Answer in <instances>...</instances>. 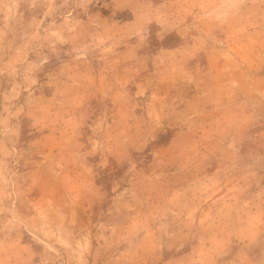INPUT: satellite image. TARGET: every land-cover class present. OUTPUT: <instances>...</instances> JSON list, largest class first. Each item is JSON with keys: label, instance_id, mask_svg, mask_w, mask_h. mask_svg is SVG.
Listing matches in <instances>:
<instances>
[{"label": "rangeland", "instance_id": "obj_1", "mask_svg": "<svg viewBox=\"0 0 264 264\" xmlns=\"http://www.w3.org/2000/svg\"><path fill=\"white\" fill-rule=\"evenodd\" d=\"M0 264H264V0H0Z\"/></svg>", "mask_w": 264, "mask_h": 264}]
</instances>
